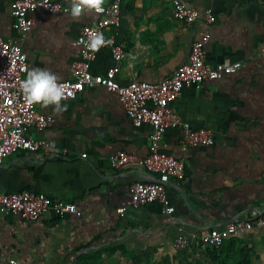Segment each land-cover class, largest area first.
<instances>
[{
    "label": "crops",
    "instance_id": "0c3cea01",
    "mask_svg": "<svg viewBox=\"0 0 264 264\" xmlns=\"http://www.w3.org/2000/svg\"><path fill=\"white\" fill-rule=\"evenodd\" d=\"M62 1L71 6L72 0ZM175 1L122 0L117 42L126 57L119 64L121 84L172 77L205 31L211 35L207 64H242L234 74L184 88L173 104L185 124L210 130L215 140L213 146L186 147L183 128L166 131L162 152L185 166L183 180L168 186L175 212L165 214L159 204L130 206L132 183L158 175L134 165L114 169L106 158L119 151L147 156L152 127H135L118 96L105 87L87 88L76 99L62 101L63 111L37 104L55 122L43 131L30 128L28 135L49 147L12 154L0 164V191L45 194L75 204L82 215L51 211L27 221L0 214V264H78L83 254L119 246L126 254H103L105 261L136 254L145 264H264V228L231 237L217 249L200 246L211 229L264 213V0H181L201 12L212 10L217 21L211 26L202 18L191 25L177 21ZM11 2L0 0V38L21 46L29 70L46 68L59 81L72 79V63L80 58L72 43L101 16L86 4L78 17L40 8L31 14L33 30L22 33L11 17ZM111 2L102 0L101 6ZM115 65L103 48L89 68L103 75ZM181 235L191 245L178 251L173 242Z\"/></svg>",
    "mask_w": 264,
    "mask_h": 264
},
{
    "label": "built area",
    "instance_id": "2783aa9c",
    "mask_svg": "<svg viewBox=\"0 0 264 264\" xmlns=\"http://www.w3.org/2000/svg\"><path fill=\"white\" fill-rule=\"evenodd\" d=\"M45 9L52 13H69L71 6L62 0H12L11 17L15 28L28 33L35 27L31 14L37 9ZM102 10L94 12L101 19L94 25L85 26L72 45L80 50V58L72 63V79L59 81L64 85L65 97L62 101L73 100L85 89L103 86L118 96L128 118L135 127L150 125L149 154L139 157L135 154L119 151L110 154L106 159L114 169H122L129 165L137 166L158 177L150 181H135L129 188L130 206L140 208L159 204L165 214H173L175 208L168 199V186L172 180L181 181L185 176L182 161L162 152L163 139L168 129L183 128V145L195 147L199 145L213 146V134L207 129H192L185 124L175 112L173 104L184 88L199 87L208 80H218L226 75L236 73L240 62H223L211 66L206 62V46L211 39L208 31L201 34L193 44L189 60L176 70L172 77L157 83L134 80L123 85L118 80L119 64L126 57V52L117 42V31L121 27L122 0H112ZM173 16L177 21L193 24L204 19L207 26L216 23L212 10L201 12L181 0L175 1ZM112 30L111 34L106 32ZM96 32L102 33L105 43L97 50L87 47L88 37ZM108 48L115 61V66L103 75L90 72L89 64L98 52ZM29 71V60L21 46L12 39L0 38V164L5 158L21 151L37 153L47 149L46 140H37L28 135L30 128L38 131L51 127L55 120L37 109V104L29 103L23 94L21 82ZM83 159L88 155L84 154ZM55 211L60 216L82 213L70 202L53 201L45 194L24 190L17 193L0 191V214H14L27 221L40 220L47 213ZM254 228H264V213L249 220L239 219L224 228L211 229L201 236L200 246L203 251L220 248L231 237L242 235ZM191 242L185 236H179L173 242L175 250H187ZM11 263L15 264V261Z\"/></svg>",
    "mask_w": 264,
    "mask_h": 264
},
{
    "label": "clouds",
    "instance_id": "9594fccd",
    "mask_svg": "<svg viewBox=\"0 0 264 264\" xmlns=\"http://www.w3.org/2000/svg\"><path fill=\"white\" fill-rule=\"evenodd\" d=\"M84 4L89 9L102 10V0H72L70 14L78 17ZM105 43L102 33L96 32L89 35L87 47L97 50ZM23 94L29 103L54 105L53 111H63L66 105L62 104L65 97L64 85L59 82V78L53 71L46 68H33L28 71L25 79L21 82Z\"/></svg>",
    "mask_w": 264,
    "mask_h": 264
},
{
    "label": "trees",
    "instance_id": "16d2710c",
    "mask_svg": "<svg viewBox=\"0 0 264 264\" xmlns=\"http://www.w3.org/2000/svg\"><path fill=\"white\" fill-rule=\"evenodd\" d=\"M118 251H120L123 254H126V250L120 246L107 247L91 254L87 253L81 255L78 264H106L105 256L103 254H105L106 256H112L113 254L115 255V253H117ZM144 261H145L144 256L135 254L130 264H145Z\"/></svg>",
    "mask_w": 264,
    "mask_h": 264
},
{
    "label": "rangeland",
    "instance_id": "374dc122",
    "mask_svg": "<svg viewBox=\"0 0 264 264\" xmlns=\"http://www.w3.org/2000/svg\"><path fill=\"white\" fill-rule=\"evenodd\" d=\"M133 258V256H123L120 254L119 257L110 259L108 262L106 261V264H130Z\"/></svg>",
    "mask_w": 264,
    "mask_h": 264
}]
</instances>
